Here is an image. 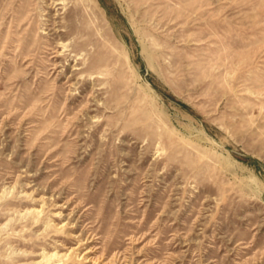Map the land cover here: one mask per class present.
Segmentation results:
<instances>
[{"label": "rangeland", "instance_id": "rangeland-1", "mask_svg": "<svg viewBox=\"0 0 264 264\" xmlns=\"http://www.w3.org/2000/svg\"><path fill=\"white\" fill-rule=\"evenodd\" d=\"M0 264H264V0H0Z\"/></svg>", "mask_w": 264, "mask_h": 264}, {"label": "bare ground", "instance_id": "bare-ground-1", "mask_svg": "<svg viewBox=\"0 0 264 264\" xmlns=\"http://www.w3.org/2000/svg\"><path fill=\"white\" fill-rule=\"evenodd\" d=\"M150 87H151V85H150ZM87 259H89V258H87ZM87 259H86V260H87Z\"/></svg>", "mask_w": 264, "mask_h": 264}]
</instances>
